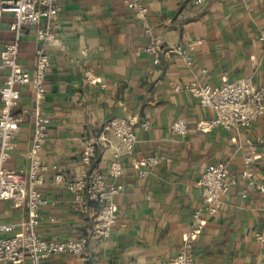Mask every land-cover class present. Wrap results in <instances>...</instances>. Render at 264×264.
Masks as SVG:
<instances>
[{"label": "crops", "instance_id": "crops-1", "mask_svg": "<svg viewBox=\"0 0 264 264\" xmlns=\"http://www.w3.org/2000/svg\"><path fill=\"white\" fill-rule=\"evenodd\" d=\"M148 9L146 18L121 0H61L48 45L51 65L46 75L43 114L51 117L50 134L41 153L50 166L44 174L43 194L51 203L41 210L40 231L54 240L90 236L82 255L63 254L52 264H162L177 254L193 223V212L202 205L197 181L205 168L217 161L229 164L239 184L222 198L215 216L208 217L193 251L196 264H264V191L247 188L242 178L248 141L257 148L255 179L264 183V114L250 127L207 131L198 122L215 116L213 109L185 89L193 81L218 88L227 80L252 75L264 85V45L258 35L264 28V0H140ZM15 16L0 17V46L13 42ZM24 25L19 43V62L33 71L39 41L37 30L45 26ZM164 40V47L187 46L199 41L188 66L177 53L160 64L144 47L150 35ZM205 70V71H204ZM9 73L0 69V91ZM180 85L181 90H175ZM20 108L33 107L30 85H18ZM1 101V100H0ZM137 115L151 120L138 130L132 154H123L121 178L124 189L113 196L119 221L108 238L92 233L99 204H81L68 188L82 170V140L97 135L114 117ZM187 121L186 135H174L170 125ZM14 149L6 163L11 171L28 166L34 116L26 114ZM92 169L108 175L112 148L98 151ZM160 156L142 178L135 159ZM56 165L58 168L52 169ZM61 179L57 178V175ZM246 191V196H243ZM27 218L25 206L12 200L0 205V222L19 224ZM21 232L15 226L12 234ZM28 257L0 264H29Z\"/></svg>", "mask_w": 264, "mask_h": 264}, {"label": "built area", "instance_id": "built-area-1", "mask_svg": "<svg viewBox=\"0 0 264 264\" xmlns=\"http://www.w3.org/2000/svg\"><path fill=\"white\" fill-rule=\"evenodd\" d=\"M144 19L148 9L140 0H121ZM207 0H194L196 6H202ZM61 0H0V17L12 13V23L16 38L0 46V69L8 68L9 73L0 91V205L3 201L12 200L16 205L25 206L27 218L19 224H3L0 222V262H15L28 257L29 264H52L51 260L59 255H82L88 250L90 236L77 239L54 240L45 237L40 231L41 210L51 201L43 194L44 174L50 169L42 159L44 144L50 134L51 117L43 114V102L46 97V75L51 65L48 45L56 39L54 30L61 12ZM46 24L37 30L39 41L36 51V63L33 71L24 69L19 62V43L24 25ZM145 32L150 35L149 43L144 50L154 56V62L160 64L164 57L173 53L181 56L188 66L193 65V50L199 41L194 40L187 46L175 45L164 47V40L153 34L149 24ZM264 45V28L258 35ZM205 71V70H204ZM18 85H30L33 92V107L23 109L17 114L21 91ZM175 90H181L180 85ZM185 89L196 96L201 105L214 110L215 116L201 120L196 129L207 131L222 127L227 130H238L250 127L255 120L264 114V85H257L252 75L227 80L218 88L210 83L193 81ZM28 113L34 116L33 136L28 153L29 164L19 171H11L6 163L12 157L13 139L20 132V123ZM151 120L137 115L114 117L104 123L100 132L82 140L81 173L68 182V188L75 193L76 200L81 204L95 201L99 204V212L95 219L92 233L97 237L108 238L119 221L117 204L113 196L124 189L121 181L123 167L120 157L132 154L137 141L138 130L148 129ZM170 130L174 135H186L189 127L187 121L180 118L173 121ZM250 153L244 157L242 178L247 188L264 191V183L255 179V165L258 158L256 145L248 141ZM112 148L111 164L108 175L92 169L93 160L98 151L104 152ZM160 156L151 155L135 159L133 164L139 170L140 177L147 175L148 168L156 166ZM58 168L56 165L52 169ZM58 179L61 176L57 175ZM202 189V205L193 212V223L185 234L183 244L175 257L162 264H196L193 251L198 236L205 229L208 217L215 216L222 204V198L230 189L239 184V178L232 174L225 161L210 163L197 181ZM246 196V191H243ZM20 225L21 232L12 234L15 226Z\"/></svg>", "mask_w": 264, "mask_h": 264}]
</instances>
